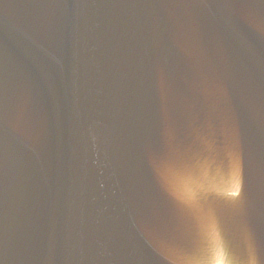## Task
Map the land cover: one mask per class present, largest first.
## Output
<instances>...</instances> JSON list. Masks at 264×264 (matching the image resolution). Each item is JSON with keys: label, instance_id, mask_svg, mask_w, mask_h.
<instances>
[{"label": "water", "instance_id": "95a60500", "mask_svg": "<svg viewBox=\"0 0 264 264\" xmlns=\"http://www.w3.org/2000/svg\"><path fill=\"white\" fill-rule=\"evenodd\" d=\"M0 264H264V0H0Z\"/></svg>", "mask_w": 264, "mask_h": 264}]
</instances>
